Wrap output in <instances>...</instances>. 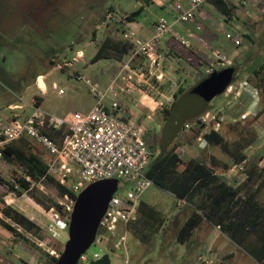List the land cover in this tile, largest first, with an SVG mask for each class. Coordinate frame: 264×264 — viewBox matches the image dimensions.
I'll return each instance as SVG.
<instances>
[{
  "label": "rangeland",
  "instance_id": "obj_1",
  "mask_svg": "<svg viewBox=\"0 0 264 264\" xmlns=\"http://www.w3.org/2000/svg\"><path fill=\"white\" fill-rule=\"evenodd\" d=\"M23 4L31 5L33 10L40 6L44 7L48 22L42 24L44 14L40 13L42 17L40 18L38 12L36 18L23 20L22 12L18 11ZM141 6H144V11L147 8L141 17L144 22H150L157 14H166L161 7L144 0H0V116L8 115L11 118L19 115L22 118L33 112L27 103L32 101L35 94L42 95L35 82L38 74L46 75V81L49 83V93L45 95L41 109L57 114L90 111L96 103L97 96L91 87L95 85L97 89L105 90L113 81L117 66L121 65V62L113 59L92 62L97 46L107 35L123 37L121 21L127 14ZM151 12L154 15H151ZM106 23L110 24L108 29ZM233 23L234 26L227 24L225 31H235L244 39L242 45H237L234 39L226 37L225 31L219 32L212 39V46L221 53L225 65L219 68L221 63L218 64L217 60L214 62L219 74L209 77L206 68L210 62H201L196 56H192L190 47L177 42L176 49L180 57L167 62L166 55L167 59L163 63L165 78L161 83V93L149 89L147 84H142L144 89H149V92L158 99L164 101H167V97L177 99L167 117H164V108L159 106L162 114H153L143 121L146 142L155 153V157L162 155L174 145L183 160L193 156L198 158L215 156L219 159L223 157L217 146L197 140V130L200 129H185L183 125L187 121L196 120L199 115L195 116L191 112L199 107L206 106V111L213 112L227 105L228 98L217 92L221 86L220 80L224 76H230L235 91L236 86L253 77L252 70L260 60L264 59V0H247L246 7L239 10ZM244 33L250 34L252 39H248ZM168 35L169 33L164 35V38ZM78 50H83L84 57L76 60L74 58ZM212 54L211 49L207 51V55L212 56ZM128 57L127 55L124 60L126 61ZM51 61L54 64L52 66ZM67 62L71 65L65 66ZM51 68L52 72H50ZM228 68H232L233 71L223 70ZM76 72L90 78L92 85L78 78ZM53 81L57 82V88H52ZM149 82L157 85L154 79ZM180 86L185 87L182 93H179ZM60 89H63L64 93H60ZM244 90V88L240 90L241 95L238 93L240 96L233 92L231 96L233 100L226 107V112L230 116L233 114L228 110L232 107V103H237L239 107L246 104L247 109L242 111L250 110L251 113L260 108L264 109L262 97L256 99L257 97L253 98L252 95L243 96ZM134 96L136 99L139 97L138 94ZM112 97V93H107L104 102L109 104ZM116 98L126 101L122 94L117 93ZM10 103L24 106L11 111L8 109ZM251 103L253 107L249 108L248 105ZM135 109L137 110L136 107ZM229 124L223 126L221 130L223 133L228 134ZM255 125L259 138L247 153L250 157L258 158L260 167H264V110ZM205 130L209 129L203 131ZM24 170L17 163L4 159L0 161V172L8 177L22 174ZM220 174L233 185H239L245 179L241 166H233L229 171ZM73 178L74 182L86 185L78 178V172L75 171ZM56 182V179H46L39 184V190L46 195V199L69 204L68 198L58 194ZM132 186L129 181H120L117 194L123 195ZM10 192L6 186L0 185V197ZM23 193L29 200L27 208L31 212L39 214L37 207L45 212V208L43 206L41 208L26 191ZM12 195L18 197L21 193L13 191ZM262 197L264 199V190ZM141 199L168 215L166 226L154 236L152 241L144 243L130 231L124 233L122 229L119 234L113 236L111 232L103 231L102 242L93 243L86 251L88 261L84 263L79 261L78 264H92V255L95 252H109L113 264H256L247 251L207 220L202 221L190 241L180 243L177 239L179 228L185 221L184 217L189 216L192 209L186 203L177 201L172 193L157 184L152 183L144 191ZM178 214L182 215V218L178 216L176 220ZM42 221L46 224L49 222L45 216ZM59 232L57 240L63 245L55 247L58 256L68 239V228L59 229ZM10 236L11 231L0 223V241L3 244L9 243L8 248L11 249L7 258L0 260V264H47L43 252L47 250L38 247L31 236L27 237L24 234V237H21L16 234L18 239L16 241L10 240ZM49 240L54 241L50 238Z\"/></svg>",
  "mask_w": 264,
  "mask_h": 264
},
{
  "label": "trees",
  "instance_id": "obj_2",
  "mask_svg": "<svg viewBox=\"0 0 264 264\" xmlns=\"http://www.w3.org/2000/svg\"><path fill=\"white\" fill-rule=\"evenodd\" d=\"M209 1L222 12L224 21L231 26L230 21L236 15L239 7L235 0ZM141 11L142 7L127 14L126 18L134 20ZM244 35L248 39H252L250 34L244 33ZM134 47L133 42L123 37L107 35L98 44L91 61L97 62L101 59L125 61L124 59ZM142 60L143 57L133 60V66L138 67ZM215 70L217 69L215 68ZM251 73L253 77L245 81L243 96L252 95L253 98L262 97L264 100V59L259 61ZM182 92H184V88L180 86L179 93ZM35 98L38 102V96ZM176 102L177 99H174L173 105ZM236 104L232 103L231 110H228L234 118H237L243 109H247L246 104L243 107ZM248 107L252 108L253 104H249ZM206 109L207 107L203 112ZM171 110L172 107H165L163 109L164 117H167ZM263 110L260 108L256 112L252 111L247 119L226 121L224 125L230 123L228 134L223 133L222 129L220 131L210 129L204 133V140L207 144L217 146L221 150L223 154L221 159L215 156L209 158L193 156L183 160L177 153L175 145L158 157L153 155L146 171L147 177L172 193L177 201L181 200L192 209L179 228L177 239L180 243L190 241L202 221L207 220L212 225L219 227L231 241L247 251L256 264H264V199L262 197L264 167H260L258 158L250 157L247 153V150L259 138L255 124ZM194 128L200 129L197 130L198 137L202 132L201 126ZM65 130L66 126H63L59 130H49L48 132L54 138H62ZM229 134H233V136H229ZM4 154V160L17 163L25 170L22 174L12 177L0 172L1 185L6 186L11 192L22 194L23 191H26L46 210L55 206L63 212V205L50 198L46 199V195L39 190V184L45 182L46 179H55L53 175L49 174V162L52 157L36 141L29 136H22L11 141L5 148ZM233 166H241L245 175L244 181L239 185L231 184L220 174L229 171ZM56 184L61 197L68 195L72 199L76 198L77 193L71 188L59 182ZM167 220V214L146 200L140 199L137 217L129 221L127 231H130L140 241L149 243L166 226ZM0 223L21 237H24V233L18 230L19 227L36 236L41 234L39 237L55 250L57 249L55 247L63 245L60 241L48 240L47 233L39 224L5 202L4 206H0ZM38 247L40 246L38 245ZM43 252L47 258V264L54 263L58 258L51 255L49 251ZM91 263L112 264L111 255L109 252H105L102 258L92 260Z\"/></svg>",
  "mask_w": 264,
  "mask_h": 264
},
{
  "label": "built area",
  "instance_id": "obj_3",
  "mask_svg": "<svg viewBox=\"0 0 264 264\" xmlns=\"http://www.w3.org/2000/svg\"><path fill=\"white\" fill-rule=\"evenodd\" d=\"M171 1L174 12L172 19L161 16L155 22L153 33L149 38L135 41L136 33L134 31L123 32V38L133 42L135 47L128 55V59L121 61L113 81L108 84L105 90L97 89L95 85L91 87L97 96L96 103L90 111L87 113L72 112L67 116L60 117L46 113L34 103L32 104L33 112L28 116L20 118L19 115H14L7 120L0 117V161L3 160L4 150L11 141L22 136H29L52 157L49 162V174L53 175L57 182L71 188L76 193L80 192L84 186L79 182H74L75 171L78 172L80 181L85 182L86 185L108 178H116L119 183L126 180L133 184L132 188L126 190L123 195H118L117 191L113 194L94 243L102 242L103 231L111 232L112 236L119 234L121 229L126 233L129 221L137 217L141 196L154 183L146 175L154 153L146 142L145 129L126 115L127 109L116 98L118 83L123 81L126 90H138L148 94L149 89H153L161 93V83L165 78L163 63L166 60V54L160 46L163 35L169 33L177 42L189 46L190 39L176 31L174 25L193 20L202 6L210 2L209 0ZM235 2L238 6H243L246 3L241 0H235ZM226 37L234 39L237 45H242L244 42V39L235 31H226ZM215 55L217 63H222L221 53L216 50ZM141 57L143 60L139 62L138 67H134L133 60ZM214 70L215 63L212 62L206 68V72L209 74ZM79 78L92 85L87 76L79 75ZM152 79L156 81L157 85L149 82ZM129 82H133V85L129 86ZM142 84H147L149 89H144ZM233 84H230L224 92L225 97L228 98L227 105L233 100L231 98L233 92L235 95L238 93L241 95L240 90L244 88L246 82L236 86L235 91H233ZM60 93H64V90L60 89ZM107 93L113 94L109 104L104 102ZM239 94L238 96H240ZM157 103L162 108H169L173 105L174 98L167 97V101L158 99ZM227 105L213 112L205 111L199 114L195 121L185 122L183 127L192 129L201 126L202 131L206 128L220 131L226 121L247 119L251 114L250 110H246L234 118L226 112ZM63 126H66V130L62 138H54L48 132L49 130H59ZM206 131L208 130L201 132L197 140L205 141L204 133ZM75 166H77L76 170ZM65 197L70 200V203L59 202L64 206L63 212L55 206L49 210L45 209L49 222L43 229L52 240L59 237V229H67L69 226L75 198L72 199L68 195ZM18 230L25 232L27 237L31 236L37 245L58 257L56 250L39 236L20 227ZM103 254L95 252L92 255V260L102 258ZM79 261L83 263L88 261L86 253L80 257Z\"/></svg>",
  "mask_w": 264,
  "mask_h": 264
},
{
  "label": "crops",
  "instance_id": "obj_4",
  "mask_svg": "<svg viewBox=\"0 0 264 264\" xmlns=\"http://www.w3.org/2000/svg\"><path fill=\"white\" fill-rule=\"evenodd\" d=\"M144 1H146L148 3H154L157 7H161L163 12L165 11L166 14H160V15L157 14L154 16V18L150 22H144V21H142L141 17H142V13L145 12L147 10V8L144 11V6H141L142 11L139 15L135 16L134 20H128L125 17L121 21V24H120L121 28H122L123 32L134 31L136 33L135 34V41L136 40L142 41L144 39L149 38L153 33V27H154L155 22L161 16H167V17L172 19L173 14H174L173 3L171 0H144ZM236 1H240V0H236ZM241 1H245L246 3L243 6H241V8H240V6L238 7V10L236 12L237 14H238L239 10H242V8L246 7V4H247V0H241ZM20 8H23V10ZM20 8L18 9V11L22 12L23 20L24 19L25 20H32V18H36L37 17L36 12H38L39 15H40V13L44 14V21L42 24L48 22V19H46L47 17L45 16V11H44L45 8L44 7L40 6V7L33 10L31 5L23 4ZM237 14L230 21L231 25H233V26H234L233 20L237 18ZM151 15H154V13L151 12ZM40 18H42L41 15H40ZM105 25H106V29H108L110 27L109 23H106ZM226 26H227V23L224 21V15L222 14V12H220L211 2H208L202 6L200 12L194 17L193 20L186 22V23H175L174 28L176 27V29H175L176 31H179L180 33L184 34L186 37H188L190 39L191 44L188 46V48L190 47L189 51L191 52L192 56H196L201 62L204 61L206 63H209V62L212 63V62L216 61L215 51L217 50L214 46H212V39L214 37H216L219 32L225 31ZM128 29H130V30H128ZM225 35H226V31H225ZM176 44H177V41L174 40L170 34L168 35V37H165V38L163 35V37L161 39L160 46H161V49L165 52V54L168 56V59L166 56L167 62L177 60L178 57H180V53H178L177 49H176ZM210 49L213 52L212 56L207 55V51ZM83 57H84L83 50H78L77 54H76V58H74V59L77 60L78 58H83ZM52 63L53 62L51 61V63H50L51 66L54 65ZM69 64L71 65L70 62H67L65 64V66L69 65ZM58 66H60V65H58ZM223 66L225 67V65L223 63H221V65H219L218 67H223ZM117 67H119V66H117ZM52 70L53 69L51 68L50 72H52ZM76 73H77V77L79 78V75H81V73L80 72H76ZM45 76L46 75H44V74H38V76L36 78L35 82L37 84V87L42 92V95L35 94V97L38 96V98H39L38 102H37V99L34 97L29 104L27 103V105L31 106V108H32V104H34V103H36L37 106H39L41 108L42 103L45 101V95L49 93V83L46 81ZM52 83H53L52 88H57V82L53 81ZM233 83L234 82H232V84ZM41 84L43 85V87L40 86ZM128 85L132 86L133 82H129ZM125 86H126L125 83H123V81H120L118 83L117 93H118V95L122 94L126 98V101H121V100H118V101L122 106H124L127 109L126 115L128 117H131L132 119H134L136 122H138L144 128L143 121L146 118H150L153 114H155V115L158 113L162 114L160 112L161 109H159V105L157 103V100H158L157 96H154L153 93H151L149 91H148V94H145V93H142L138 90H132V89L126 90ZM183 88L185 91V87H183ZM162 92H163V90H162ZM135 94L139 95V97L137 99L134 96ZM223 95H224V93H223ZM106 104H108V103H106ZM23 106L24 105H20L18 103H10L8 105V109L13 111L15 109H20ZM93 106H94V104H93ZM146 106H149L150 108H147ZM135 107L137 108V110L135 109ZM169 108H171V107H169ZM43 111H45L46 113H49V112H47V110H43ZM75 112H78V111H75ZM69 113H72V112H68L66 114H57V113H50V114H55L57 116L64 117V116H67ZM0 117L4 120H7L10 116H8V115L4 116L3 115ZM145 135H146V130H145ZM9 196H10V199H8ZM3 200L6 201L8 204L12 205L13 207L17 208L18 210L22 211L23 213H25L27 216H29L31 219H33L37 224H39L42 227V229L44 228L46 223H44L42 221V218H43V216H45L48 219L46 213L43 212L38 207L36 208V210L39 212V214H34L33 212H31L27 208V204H29V200L27 198H25L24 193L18 197H13L12 192L5 194L4 196L0 197V206H3V204H4ZM37 204L39 206H41L39 203H37ZM33 206H35V205H33ZM41 208H42V206H41ZM178 216H179V218H182V215L178 214L176 217V220H178ZM187 217H188L187 215L184 217L185 220L187 219ZM10 238H11L10 240H12V239L14 241L18 240L16 238V236L14 235V233H12V232H11ZM47 238L48 239L50 238L48 234H47ZM54 242H59V240L56 239V240H54ZM8 245H9V243L3 244L0 241V260L2 258L6 259L8 253L11 251V249L8 248Z\"/></svg>",
  "mask_w": 264,
  "mask_h": 264
},
{
  "label": "water",
  "instance_id": "obj_5",
  "mask_svg": "<svg viewBox=\"0 0 264 264\" xmlns=\"http://www.w3.org/2000/svg\"><path fill=\"white\" fill-rule=\"evenodd\" d=\"M232 68L223 70H226L225 72H228L229 69L233 71ZM217 74L219 71L215 70L208 76L214 77ZM232 81L230 76H224L220 80L221 86L217 92L225 91ZM198 105L196 104V106ZM205 107H199L191 113L195 116L199 115ZM118 185L119 181L116 178L102 179L85 185L77 193L68 226V239L64 244L63 251L52 264H78L80 257L94 243L109 201L117 191Z\"/></svg>",
  "mask_w": 264,
  "mask_h": 264
},
{
  "label": "clouds",
  "instance_id": "obj_6",
  "mask_svg": "<svg viewBox=\"0 0 264 264\" xmlns=\"http://www.w3.org/2000/svg\"><path fill=\"white\" fill-rule=\"evenodd\" d=\"M40 86H41V87H43V85H42V84H41Z\"/></svg>",
  "mask_w": 264,
  "mask_h": 264
}]
</instances>
